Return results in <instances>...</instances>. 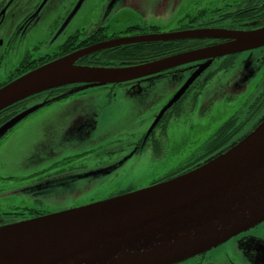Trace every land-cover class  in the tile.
<instances>
[{
    "label": "water",
    "instance_id": "water-1",
    "mask_svg": "<svg viewBox=\"0 0 264 264\" xmlns=\"http://www.w3.org/2000/svg\"><path fill=\"white\" fill-rule=\"evenodd\" d=\"M195 38L225 41L121 66L77 64L80 58L111 47ZM259 46H264V25L248 30L205 27L99 41L6 82L0 87V111L51 88L122 84ZM49 103L18 111L0 124V132ZM262 222L264 118L241 140L179 175L75 209L1 225L0 264H174Z\"/></svg>",
    "mask_w": 264,
    "mask_h": 264
},
{
    "label": "rangeland",
    "instance_id": "rangeland-1",
    "mask_svg": "<svg viewBox=\"0 0 264 264\" xmlns=\"http://www.w3.org/2000/svg\"><path fill=\"white\" fill-rule=\"evenodd\" d=\"M111 1L77 0L76 7L69 14V18L73 15L75 18L66 21L65 25L68 24L71 30L80 27L88 31L96 24L106 23L108 26L107 35L122 31L123 28L129 27L131 24H154L162 32H171L180 26V20L183 17L194 16L203 10L206 11V8L211 6L208 2L212 0H127L130 11L125 12L122 6L119 15L114 16L112 12H109L106 17L103 9L105 7L106 11V5ZM140 4L143 6L139 7ZM131 5L139 7V12H135ZM141 9L144 11L141 12ZM237 26L239 30H248L246 26ZM25 46L18 45L10 53L8 49H5V46L0 47V54L4 53L5 50L7 51L4 58L0 59V72L6 73L5 71L17 64ZM241 53L235 66H231L227 71L218 70L211 78L208 77L209 73L216 66L213 59L197 62L192 72L186 70L185 65H182L141 79L123 82L121 85L108 84L84 87H82L83 84L71 85L70 90L76 91L70 96L83 97L77 100L73 99V107L69 109V114L66 117L58 118L56 116L60 114H56L50 119L43 118L54 111V109L52 110L53 107L45 109L46 107L43 106L19 120L8 131L0 132L1 175H13L20 180V175L30 174L32 171L40 169L46 162V154L52 151L55 153L62 147L72 144V142L79 145L86 142L92 144L99 137L102 140L113 138L118 132L123 133L121 140L130 137V134L138 137L154 126L157 117L162 114L161 112L166 109V106L170 105L171 100L177 96L182 97L193 83L206 81L204 88L198 93L197 99L192 101L187 95L182 104L183 109L178 112L177 116L173 115L169 120L166 135L161 145L160 151L162 152L158 154L159 150L157 151L155 148L153 153L149 148H146L139 159L137 173L127 172L126 175L132 180H136L138 173L142 171L148 180L152 178L153 173L155 176L168 173L170 169L176 167L184 159L197 155L202 150V145L210 136L199 131L206 128H209L210 131L216 128L232 113L250 103L253 96L257 94L259 76H253L258 72V67L261 65L260 60L264 54V46L256 48L251 53H248V50ZM181 91L183 92L180 93ZM170 96L172 98L167 101ZM110 100H112L111 103ZM262 103L257 113L245 124L242 131L236 134L228 145L223 147L224 149L241 140L263 120L264 100ZM63 112L67 114L65 107H63ZM106 116L115 119L114 122L105 123ZM103 126L106 129L97 135L98 128ZM104 130H106V135H102ZM103 157L101 155L94 156V158ZM102 166L96 165L95 171L89 174L93 179H89L88 175H85L84 179L71 181L67 184L66 179L61 180L55 177L40 182H27L26 184L23 182L25 185L21 188L6 183V187L1 185L4 189L0 192V201L5 204L22 203L26 200L23 198L25 196L31 202L36 199L41 200L42 207L51 211L71 207L79 201L85 205L95 203L93 200L104 199L114 191L111 182H106L108 176L112 175L113 165ZM127 167H130V161L126 165ZM86 173L87 171L81 175ZM101 178L105 179V187L98 185L93 190L94 181L98 182ZM65 187H72L73 191L75 188L86 189V192L63 198L60 194ZM80 206L84 205L77 207ZM260 225L262 224L258 226ZM256 228L257 226L250 228V230ZM234 237L236 236L228 238L205 252L212 254L216 250L226 248L227 245H231ZM197 255L199 254H195V256ZM195 256L174 264H183Z\"/></svg>",
    "mask_w": 264,
    "mask_h": 264
},
{
    "label": "flooded vegetation",
    "instance_id": "flooded-vegetation-1",
    "mask_svg": "<svg viewBox=\"0 0 264 264\" xmlns=\"http://www.w3.org/2000/svg\"><path fill=\"white\" fill-rule=\"evenodd\" d=\"M76 2L77 0H0V47L5 46V49H8L10 53L18 45H26L21 56L18 58L17 64L8 71H5L6 73L0 72V78L3 75L0 79V84L12 77L24 74L26 71L38 65L45 64L48 61L77 51L80 48L88 47L91 44L99 43V41L110 40L111 38L120 36L163 33L159 30V27L154 24H131V26L123 28L122 31L120 30L110 35L106 34V32H108L106 23L96 24L95 27H92L88 31L80 27L71 30L68 24H65L66 21L75 18V15L69 18V14L76 7ZM208 3L211 4V6L207 7L206 11L203 10L201 13L194 16L188 15L183 17V19L180 20V26L173 31H184L186 29L205 27L237 29V25L246 26L248 29H251L264 25V0H212ZM106 6L107 10L105 11V7L103 9V13L106 17L109 12H112L114 16L119 15L122 6L125 12L130 11L127 0H112ZM142 6L141 4L139 5V7ZM139 7L131 5V8L137 13L139 12ZM143 11L144 10L141 9V12ZM142 27L146 29L141 30ZM146 30H148V32ZM86 32L87 34L84 35ZM100 36L106 37L104 39H99ZM93 38L99 40L93 41ZM89 39L92 41L88 43L87 41H89ZM191 40H193V43L189 44V46H191L189 49H196L198 47H205L206 45H213L225 41L220 38H195ZM255 49L256 48H249L248 53L253 52ZM6 50L4 53L0 54V59L4 58L7 53ZM241 52L214 58L213 61L216 66L210 71L208 77L211 78L218 70L227 71L231 66H235L242 54ZM261 58V65L258 67V72L253 76H259V90L257 94L253 96L251 102L245 104L243 106L245 108L241 107V109L232 113L228 118L217 125L216 128L210 131L209 128L199 131L200 133L208 134L210 137L216 134H222L230 138L229 141L221 146V149L213 150L205 156H203L201 152L197 155L190 156V160H188V158L183 160L176 167L170 169L169 172H173L190 164H192L190 166L201 164L202 161L209 157L208 155L211 156L222 150V147L228 145L230 140L241 132L245 124L257 113L264 100V54ZM197 62H202V60L186 63L184 68L192 72ZM79 63L81 62H77V64ZM205 82L206 81L197 84L193 83L191 87L189 86L187 91L177 102L173 103L170 108L157 117L154 126L138 137H135L134 134H130V137L121 140L123 133L118 132L116 134L117 136L115 135L113 138H105L102 140L99 137L98 140L92 144L86 142L79 145L76 142H72V144L62 147V149L55 153L52 151L46 154V162L41 168L32 171L30 174L27 173L28 175H20V180L13 175H1L2 173L0 172V192L4 189L1 185L5 186L6 183H11L13 187L21 188L27 182H40L45 179H51L52 177L61 180L66 179V184L71 181L82 180L85 175H88L89 179H93L89 174L95 171V166L103 165L102 167H104L107 164L113 165L114 168L111 173L112 175L108 176L106 179L107 183L111 182L114 191L109 193L104 199L116 197L117 195L138 190L139 188L159 182V179L169 174V172L162 176H155V173H153L152 178L148 180V177H144L142 171L138 173L139 175L136 180L127 177L126 173H137L139 170V159L146 148H149L153 153L155 148H157V151L159 150L158 154L162 152L160 151L161 145L166 135V128L169 120L173 115L177 116L178 112L183 109L182 104L187 95L192 101L197 99V95L204 88ZM70 89L71 85H63L27 97V99L23 100L22 107L19 108L18 111L26 109L28 106L50 100V103L45 105V109L53 107L52 110L54 109V111H51L43 118L50 119L56 114H60L56 116L58 118L66 117V115L69 114V109L73 107V99L77 100L83 97H71L70 95L74 92L69 94ZM171 96L167 101L172 98ZM109 102L111 103L112 100ZM63 107L66 108L67 114L63 112ZM114 120L110 119L109 116H106L104 119L105 123H112ZM103 129L106 128L104 126L99 127L97 135H99ZM104 134L106 135V130L102 132V135ZM210 137H208L206 142L210 141ZM208 142L206 144H208ZM95 155L104 157L94 158ZM129 161L130 167L126 168ZM190 166L186 169L190 168ZM85 171H87V173L81 175ZM104 181L105 179L103 180L102 178L98 182L95 180L93 183V190L95 187L97 188L98 185L100 187H105ZM23 182L25 184H23ZM71 188L65 187L60 196L64 198L86 192V189L81 190L75 188L73 191ZM23 198L26 200L22 203L5 204L0 201V227L1 225L21 222L26 219H33V217H41L47 214H54V212L65 211V209H75V207L79 205H85L79 201L71 207L51 211L42 207V201L39 199L31 202L25 196ZM93 201L96 202L98 199ZM261 224L260 226L257 225L255 230L248 229L246 232H241V234L236 235V237L232 238L231 245H227L226 248L216 250L212 254H207V252L199 253V255L183 264H264V222Z\"/></svg>",
    "mask_w": 264,
    "mask_h": 264
},
{
    "label": "trees",
    "instance_id": "trees-1",
    "mask_svg": "<svg viewBox=\"0 0 264 264\" xmlns=\"http://www.w3.org/2000/svg\"><path fill=\"white\" fill-rule=\"evenodd\" d=\"M145 29L146 28L143 27L141 28V30H145ZM148 30L146 31L148 32ZM105 37L106 36H100L99 39H104ZM99 39L93 38L92 40L96 41ZM92 40L89 39V41L87 42L89 43ZM190 43H193V40L185 39V40H174V41H163V42L153 41V42L131 43V44L111 47L110 49L100 50L99 52L91 53L88 56L80 58L79 61L77 62H81L86 65L101 64L105 66H111V65L121 66L122 64L138 63V62H143L145 60H152L153 58L164 57V55L175 54L176 52H182L185 51V49H189V47H191L189 46ZM15 78L16 77H12L11 79L6 80L5 82L0 84V87L5 85L6 82ZM22 102L23 100L17 101V103H14L13 105L8 106L7 108L1 110L0 124L4 123L5 121H7L8 118L16 114L18 109L22 107ZM229 139L230 138L225 137L222 134H216L214 136H211L209 139L210 141L209 142L207 141L208 144H206L207 142H205L202 145L203 147L202 150H200V152L202 153L203 156H205L211 153V151L213 150L221 149V146L226 144V142H228ZM222 149L224 148L222 147ZM188 160L190 159L188 158ZM190 165L181 167L180 169H177L173 172H169V174L161 177V179L159 180L169 179L172 176L179 175L180 173L190 170L192 167H195ZM189 166L190 168L186 169Z\"/></svg>",
    "mask_w": 264,
    "mask_h": 264
}]
</instances>
